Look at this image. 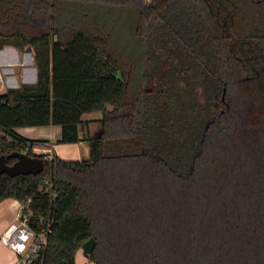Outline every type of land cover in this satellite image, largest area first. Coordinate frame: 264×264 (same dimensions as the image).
Returning a JSON list of instances; mask_svg holds the SVG:
<instances>
[{"label":"trees","instance_id":"16d2710c","mask_svg":"<svg viewBox=\"0 0 264 264\" xmlns=\"http://www.w3.org/2000/svg\"><path fill=\"white\" fill-rule=\"evenodd\" d=\"M6 43L37 65L0 92V153L44 160L0 173L47 234L26 264H77L90 236L95 264H264V0H0ZM94 110L88 159L15 129L78 141Z\"/></svg>","mask_w":264,"mask_h":264},{"label":"crops","instance_id":"0c3cea01","mask_svg":"<svg viewBox=\"0 0 264 264\" xmlns=\"http://www.w3.org/2000/svg\"><path fill=\"white\" fill-rule=\"evenodd\" d=\"M36 79L37 65L32 50L20 48L12 43L0 46V92L9 86L34 82ZM96 111L98 112L85 111L82 114V117L88 121L80 124L81 139L78 141H57L61 135V125L58 123L21 125L15 129L24 136L36 138L31 145L34 152L59 154L64 158L88 159L91 157V152L87 137H97L102 130V122L99 120L102 112ZM21 209L22 202L16 197L0 199V233L17 217ZM22 256V253L16 252L13 247L0 240V264H18Z\"/></svg>","mask_w":264,"mask_h":264},{"label":"built area","instance_id":"2783aa9c","mask_svg":"<svg viewBox=\"0 0 264 264\" xmlns=\"http://www.w3.org/2000/svg\"><path fill=\"white\" fill-rule=\"evenodd\" d=\"M48 156V154H45ZM47 184L48 179H46ZM0 240L22 253L18 264H26L47 240L46 231L36 232L28 223V214L19 212L0 233Z\"/></svg>","mask_w":264,"mask_h":264},{"label":"water","instance_id":"95a60500","mask_svg":"<svg viewBox=\"0 0 264 264\" xmlns=\"http://www.w3.org/2000/svg\"><path fill=\"white\" fill-rule=\"evenodd\" d=\"M14 157L12 162L8 159ZM44 168L43 157L39 154H31L26 150L14 149L7 153H0V173L3 171L9 174L17 173H37ZM96 239L94 236H90L86 239L82 246L87 252H91L95 246Z\"/></svg>","mask_w":264,"mask_h":264},{"label":"rangeland","instance_id":"374dc122","mask_svg":"<svg viewBox=\"0 0 264 264\" xmlns=\"http://www.w3.org/2000/svg\"><path fill=\"white\" fill-rule=\"evenodd\" d=\"M92 112L95 113V112H98V111L94 110ZM68 157H70V156H68ZM80 157H82V156H80ZM47 188H50V184L49 183L47 184ZM85 251L86 250L82 246L80 248L79 252H78V255H77V259H76L77 263L78 264H95V262L91 258L88 257V255L85 253Z\"/></svg>","mask_w":264,"mask_h":264}]
</instances>
